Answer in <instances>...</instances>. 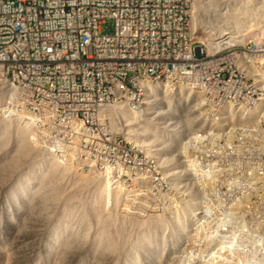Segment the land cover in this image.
<instances>
[{
    "label": "rangeland",
    "instance_id": "1",
    "mask_svg": "<svg viewBox=\"0 0 264 264\" xmlns=\"http://www.w3.org/2000/svg\"><path fill=\"white\" fill-rule=\"evenodd\" d=\"M196 4L221 93L165 76L141 116L54 127L0 81V264H264V0Z\"/></svg>",
    "mask_w": 264,
    "mask_h": 264
},
{
    "label": "built area",
    "instance_id": "2",
    "mask_svg": "<svg viewBox=\"0 0 264 264\" xmlns=\"http://www.w3.org/2000/svg\"><path fill=\"white\" fill-rule=\"evenodd\" d=\"M198 1L0 0V81L26 121L54 127L108 106L133 115L165 76L187 75L221 93L224 60L194 45Z\"/></svg>",
    "mask_w": 264,
    "mask_h": 264
},
{
    "label": "bare ground",
    "instance_id": "3",
    "mask_svg": "<svg viewBox=\"0 0 264 264\" xmlns=\"http://www.w3.org/2000/svg\"><path fill=\"white\" fill-rule=\"evenodd\" d=\"M201 1V0H200ZM196 4V3H195ZM196 6H199V5H197L196 4ZM195 6V7H196ZM193 12H195L196 13V11H194L193 10ZM195 13H194V17H195V19H196V15H195ZM227 34V33H226ZM223 35V34H222ZM3 84V83H2ZM4 85V84H3ZM6 86L4 85V88H5ZM160 84L158 83H153L152 85H150V88H149V90H148V92H147V94H146V96H145V102H147L149 99H152L153 98V96H155L156 95V93H158L159 92V90H160ZM5 90V89H4ZM2 91V87H1V89H0V93H2L1 92ZM4 94V93H3ZM150 101V100H149ZM115 108L116 107H114V106H108V107H106V109H107V111L108 112H111L112 111V113H116L117 114V111L118 110H115ZM122 110H124L123 111V113H125V115L128 113V114H132V112L130 113L129 112V109H125L124 107H122ZM147 110V107H145V108H143L142 110H140V111H136L135 112V114H133V115H142V114H144V112ZM104 115H106V113L104 114ZM127 116V115H126ZM114 117V116H113ZM129 117H133V116H131V115H129ZM135 117V116H134ZM60 172V171H59ZM51 177V176H50ZM52 178V177H51ZM62 179V178H61ZM56 187V186H55ZM58 196V195H57ZM47 198V197H46ZM105 227V226H104ZM103 227V228H104ZM107 230L105 229L101 234V236H104V238L105 237H107V235H108V233H105ZM101 243V242H100ZM109 243H111V244H109V246L110 247H112V248H114V247H117V243L116 242H109ZM69 245V244H68ZM70 247V246H69Z\"/></svg>",
    "mask_w": 264,
    "mask_h": 264
}]
</instances>
